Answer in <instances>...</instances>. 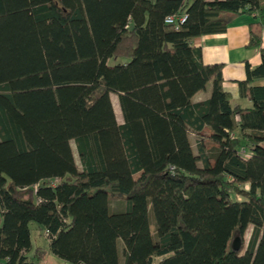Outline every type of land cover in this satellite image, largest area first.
Here are the masks:
<instances>
[{"label":"trees","instance_id":"1","mask_svg":"<svg viewBox=\"0 0 264 264\" xmlns=\"http://www.w3.org/2000/svg\"><path fill=\"white\" fill-rule=\"evenodd\" d=\"M250 12L248 46L260 47L264 0H0L4 264L47 252L113 264L108 234L122 264H264V48L236 81L245 107L191 45ZM168 15L185 17L175 29ZM29 222L49 232L45 246H31Z\"/></svg>","mask_w":264,"mask_h":264},{"label":"crops","instance_id":"2","mask_svg":"<svg viewBox=\"0 0 264 264\" xmlns=\"http://www.w3.org/2000/svg\"><path fill=\"white\" fill-rule=\"evenodd\" d=\"M257 20L258 17L255 12L242 13L236 16L223 32L197 36L191 40V45L200 50L202 63H220L222 65V89L230 95L231 103H239L245 107H249L251 103L247 99L239 97L236 81L245 79V64L249 68H252L261 62L259 48H264V26L261 27L259 33L260 47L248 46L250 40L249 24ZM263 83L262 78L254 81V84L262 85ZM210 89L211 82L208 81L203 90H199L193 94L191 97L192 102L205 100L209 96ZM115 119L117 123L122 122L121 115L120 119H117L115 115ZM122 207L123 203L120 201L114 208H110L112 210H120ZM111 246L114 250L113 264H122L118 240L108 234V250L110 255L112 250ZM2 262L0 260V264Z\"/></svg>","mask_w":264,"mask_h":264},{"label":"rangeland","instance_id":"3","mask_svg":"<svg viewBox=\"0 0 264 264\" xmlns=\"http://www.w3.org/2000/svg\"><path fill=\"white\" fill-rule=\"evenodd\" d=\"M108 62L113 63V61L111 59H108ZM109 97H110V101H111V104H112L113 109H114V113H115L117 119H120V113L118 111L116 96L114 93H110ZM118 121H120V120H118ZM189 140L191 143V148L193 150V153H195V136H193L191 133H189ZM70 146H71L73 156L75 159V164H76L77 168H79L78 159L76 157L74 145H73L72 141H70ZM54 181L55 180H48V183L53 184ZM108 199H109V203H110L109 206L111 208H114L117 205V203H119L121 201V200L116 199V198H108ZM122 203H124V201H122ZM111 208H109V209L112 210ZM144 217H145V221H146L148 235H149V237L154 238V223L151 220L152 216L151 217L147 216L146 210H145L144 211ZM28 228H29V233H30L31 246L33 247L35 244H40V245L45 246L46 245V239L42 235V230L40 231V235H38L39 231H38L36 224L34 222H29ZM251 228H252V226L248 225L246 227V229L244 230L243 238H244L245 242L249 238ZM1 264H4V263L2 262ZM34 264H36V263H34ZM37 264H67V263L65 261L61 260L60 258L56 257L55 255H53L52 253L47 252L45 254L44 258L41 260V262H39Z\"/></svg>","mask_w":264,"mask_h":264},{"label":"built area","instance_id":"4","mask_svg":"<svg viewBox=\"0 0 264 264\" xmlns=\"http://www.w3.org/2000/svg\"><path fill=\"white\" fill-rule=\"evenodd\" d=\"M184 15H181L179 17H173L172 15H168L164 18V22L167 23V24H174V28L176 29L177 26H178V23L182 22L184 20ZM243 157H248L250 152L247 151V150H241L239 152ZM42 235L43 237L48 240L51 235L49 234V232L47 230H42Z\"/></svg>","mask_w":264,"mask_h":264},{"label":"water","instance_id":"5","mask_svg":"<svg viewBox=\"0 0 264 264\" xmlns=\"http://www.w3.org/2000/svg\"><path fill=\"white\" fill-rule=\"evenodd\" d=\"M232 250H237L239 247V237H234L232 244H231Z\"/></svg>","mask_w":264,"mask_h":264}]
</instances>
